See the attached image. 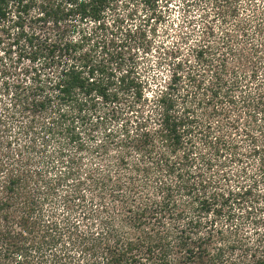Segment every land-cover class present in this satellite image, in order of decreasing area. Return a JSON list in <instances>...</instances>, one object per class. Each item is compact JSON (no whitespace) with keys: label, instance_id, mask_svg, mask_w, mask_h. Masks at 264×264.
<instances>
[{"label":"trees","instance_id":"1","mask_svg":"<svg viewBox=\"0 0 264 264\" xmlns=\"http://www.w3.org/2000/svg\"><path fill=\"white\" fill-rule=\"evenodd\" d=\"M160 1L124 0L133 11L127 17L141 7L149 15L123 29L121 0H0V31L14 28V45L23 44L17 57L12 49L0 57V92L11 95L0 112V264H238L227 255L235 243L217 244L206 217L222 215L213 206L227 194L210 190L215 179L206 171L236 144L223 142L226 125L212 130L211 119L228 111L223 103L234 102L240 82L234 67L233 78L226 76L229 51L243 58L240 0H215L222 17L236 18L233 32L225 29L218 47H194L201 70L194 60L174 59L170 81L146 113L143 82L127 60L133 47L151 49L157 27L147 26L162 20ZM84 23L92 28L67 33ZM25 59L26 77L15 79L13 68ZM192 92L204 98L195 102ZM94 99L103 102L96 114L86 110ZM124 101L123 108L111 105ZM123 116L117 129L109 127ZM101 127L103 139L94 142ZM195 162V170L188 167ZM250 255L251 264H264V252Z\"/></svg>","mask_w":264,"mask_h":264},{"label":"rangeland","instance_id":"2","mask_svg":"<svg viewBox=\"0 0 264 264\" xmlns=\"http://www.w3.org/2000/svg\"><path fill=\"white\" fill-rule=\"evenodd\" d=\"M123 1L121 0V4H119L120 13L127 18L121 26L123 29L128 26L135 27L141 23V20L147 19V11L143 10L142 7L133 17H127V14L133 11L131 8L126 7ZM239 3V18H236L239 20L237 22H240V33L242 34L238 39L239 44H242L239 57L243 56V58L242 60L240 58V61L236 60L235 55L239 52L229 51L227 56L230 70L226 76L233 78L234 74L231 69L234 67L239 75L240 82L239 86H236L233 90L234 102L228 100L223 103L224 109L228 111L225 114H213L214 118L211 119L212 130L214 128L220 130L217 127L218 122L226 125L222 132V135L226 137L223 142L227 145H231L233 142L236 144H233L230 149L225 146L224 148L228 150L227 153L218 152L219 154L215 155L209 166L210 169L206 171L207 176H213L215 179V183L210 187V190L217 189L227 193L224 198L219 196V200L213 206V209H221L222 215L212 213L213 210L206 217H208L209 224L212 225L213 223L215 227L213 228V234L217 244L219 242L228 245L235 243V248H229L227 255L236 259L237 262L239 261L238 264H251V253L256 252L258 255L264 252V100L260 96L264 94V0H240ZM159 5L163 14L162 20L152 21L147 26V29H150L152 24L157 27V33L149 37L152 41L151 49L145 50L147 47L145 45L144 49L142 45L139 48H137L138 46L133 47L130 60H127V64L132 67L129 68L132 70V76L136 77L137 82H143L144 92L148 97L147 104H149H145L146 113L151 110L150 101L154 99L153 97L158 89L165 87L170 81L174 69V59L185 61L186 58H189V63H191L194 60L192 50L197 44L206 41L208 44L218 45L219 37L223 36L222 33L225 29L233 32L234 26L237 25L236 18H228L227 21L226 17H222L219 3H216L215 0H161ZM107 17L108 22L112 23L113 13H109ZM78 23L80 22L78 21ZM91 25L84 23L78 25L76 31L73 30L74 32L67 33L72 37H78L79 29L92 28ZM212 28L214 34L209 35L206 31ZM5 29V31H0V57L9 55L6 51L11 49L13 51L12 55L16 56L18 51L20 53V47L23 44L19 48L17 45L15 46V29L8 27ZM208 36L210 37L208 38ZM230 42L234 43L232 40ZM238 42L235 43L238 44ZM158 47H161L162 52ZM172 47H180L181 49L176 57L171 53L161 54ZM26 59L22 60L16 68H13L15 79L26 77L24 74V68L28 64ZM5 61L8 65H11L10 58H5ZM194 61L192 64L201 70L198 66L201 63ZM43 63L42 61L39 62V65L42 67ZM106 63H110L108 57ZM190 65H187V71ZM110 66L115 67L112 72L114 76H120L122 70L119 66L117 67L114 62H111ZM122 67L127 68L126 64ZM254 70L257 74L256 77L253 74ZM49 71V68H44L43 73L47 75ZM46 75L43 74L42 77L45 78ZM205 75L209 78L212 72L209 71L208 73L207 71ZM184 82H186V85L191 83L188 79H185ZM112 83L113 80L110 84L108 83L109 87L115 88L116 85ZM186 85H184L185 88ZM192 96L196 100L195 102L204 98L199 94L195 97L193 92ZM189 99L191 100L190 96ZM0 100L1 112L4 105L10 102L11 95L1 91ZM93 103L96 104V107ZM124 103L125 101L121 104L111 103V105L123 108ZM102 105V100H90L86 110L89 107L90 110H93L92 113L96 109L100 112L98 107ZM202 111L200 109L199 112L202 113ZM133 113L132 111L129 115L134 116ZM124 119L123 116L119 121L115 120L109 127L117 129L125 121ZM201 119L203 121L205 118ZM207 121L209 120L207 119ZM216 132L219 133V131ZM95 135L96 140L94 139V142L102 140L104 128L98 129ZM58 143L59 140H52L50 150L57 148ZM230 152L233 155H230ZM93 162L96 165L100 163L97 160H93ZM85 163L88 164L89 161L85 160ZM196 165H198L197 162L192 166L188 164V167L195 170ZM69 186L72 185L69 184ZM61 208L63 207L61 206Z\"/></svg>","mask_w":264,"mask_h":264}]
</instances>
